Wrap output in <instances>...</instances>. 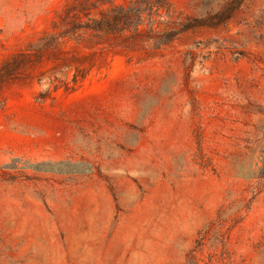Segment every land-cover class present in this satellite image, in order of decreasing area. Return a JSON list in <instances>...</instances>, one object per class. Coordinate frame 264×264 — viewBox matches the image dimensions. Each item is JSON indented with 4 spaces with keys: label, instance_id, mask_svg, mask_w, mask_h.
Instances as JSON below:
<instances>
[{
    "label": "rangeland",
    "instance_id": "374dc122",
    "mask_svg": "<svg viewBox=\"0 0 264 264\" xmlns=\"http://www.w3.org/2000/svg\"><path fill=\"white\" fill-rule=\"evenodd\" d=\"M70 2L0 0V70ZM101 66L72 93L42 67L0 86V264H264V0Z\"/></svg>",
    "mask_w": 264,
    "mask_h": 264
},
{
    "label": "trees",
    "instance_id": "16d2710c",
    "mask_svg": "<svg viewBox=\"0 0 264 264\" xmlns=\"http://www.w3.org/2000/svg\"><path fill=\"white\" fill-rule=\"evenodd\" d=\"M247 1L230 0L201 21L183 16L170 0H71L49 30L3 64L0 86L42 67L46 70L39 82H47L45 95L75 92L102 70L106 56L124 53L138 54L142 61L153 59L189 32L226 24Z\"/></svg>",
    "mask_w": 264,
    "mask_h": 264
}]
</instances>
